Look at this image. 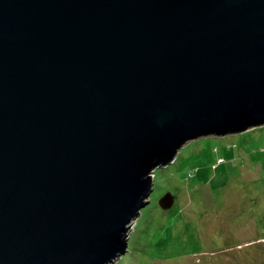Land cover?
Masks as SVG:
<instances>
[{
  "label": "water",
  "instance_id": "obj_1",
  "mask_svg": "<svg viewBox=\"0 0 264 264\" xmlns=\"http://www.w3.org/2000/svg\"><path fill=\"white\" fill-rule=\"evenodd\" d=\"M262 126L264 0H0V264L114 263L156 168Z\"/></svg>",
  "mask_w": 264,
  "mask_h": 264
},
{
  "label": "rangeland",
  "instance_id": "obj_2",
  "mask_svg": "<svg viewBox=\"0 0 264 264\" xmlns=\"http://www.w3.org/2000/svg\"><path fill=\"white\" fill-rule=\"evenodd\" d=\"M153 179L112 264H264V126L188 141Z\"/></svg>",
  "mask_w": 264,
  "mask_h": 264
},
{
  "label": "trees",
  "instance_id": "obj_3",
  "mask_svg": "<svg viewBox=\"0 0 264 264\" xmlns=\"http://www.w3.org/2000/svg\"><path fill=\"white\" fill-rule=\"evenodd\" d=\"M252 245H248L247 247H251ZM245 248V247H244ZM247 250L249 251V250H251V252H256L255 250H253V249H250V248H247Z\"/></svg>",
  "mask_w": 264,
  "mask_h": 264
}]
</instances>
